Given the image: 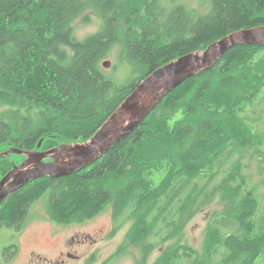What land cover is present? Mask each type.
Returning a JSON list of instances; mask_svg holds the SVG:
<instances>
[{
  "label": "trees",
  "instance_id": "1",
  "mask_svg": "<svg viewBox=\"0 0 264 264\" xmlns=\"http://www.w3.org/2000/svg\"><path fill=\"white\" fill-rule=\"evenodd\" d=\"M208 2L200 11L177 0H0V102L7 105L0 111V148L31 151L41 142L47 151L56 139L87 141L160 67L264 26V0ZM88 9L99 18L98 31L77 39L72 23ZM115 44L122 64L130 65L121 81L100 67ZM263 87L264 45L232 47L166 94L88 167L32 181L8 196L0 228L21 227L44 195L57 223H81L111 205L112 233L134 221L102 264H115L128 248L144 264L157 245L153 238L173 239L182 221L219 193L227 207L209 221L202 255L176 246L153 264H256L264 256V219H257L258 196L247 189L240 156L263 162L264 140H252L243 116ZM12 167L10 158L0 159V179Z\"/></svg>",
  "mask_w": 264,
  "mask_h": 264
},
{
  "label": "rangeland",
  "instance_id": "2",
  "mask_svg": "<svg viewBox=\"0 0 264 264\" xmlns=\"http://www.w3.org/2000/svg\"><path fill=\"white\" fill-rule=\"evenodd\" d=\"M177 2L190 8L199 9L200 11H204L209 5L208 0H177ZM99 25V18L91 9L80 14L72 23L74 35L77 39H83L97 32ZM119 56V44H115L108 56L103 58L100 64L102 70L117 81L124 79L129 74L130 69L129 64H122ZM105 62L110 64L109 68L102 67V64ZM115 66L116 68H114ZM114 70L115 72H113ZM4 109H7V105L0 102V111ZM112 113L104 120L94 134L111 117ZM243 116L245 117V122L248 126L247 130L252 140H264V87L257 100L246 106V112ZM177 118L179 119V116ZM94 134L84 142L56 139L55 141L58 144L55 147L85 143L92 139ZM7 150L5 147H1L0 153ZM31 152L39 153L43 151L39 146L31 150ZM7 157L11 159L13 166H19L24 161V156L22 155L10 154ZM237 157L232 156V159L236 160ZM240 159L245 166L242 169V174L246 176L247 189H252L258 196L259 208L261 209L257 219L262 221L264 219V157L261 159L263 162L260 164L256 158V160L249 158V154L247 153L243 156L241 155ZM247 163L251 164L247 165ZM220 179L221 177H216L213 184L215 185ZM48 207L47 195H44L28 209V215L21 228L15 229L13 232L0 231V243L6 242L16 247V251L11 247L5 257L6 259L11 257L12 261L3 262L0 257V264H60L61 261H66L64 264H102L105 260L116 255L117 249L122 245L125 234L134 221V219L125 221L116 232L112 233L114 227L112 206L108 205L91 220H85L81 223L70 222L59 227L50 222ZM226 207V204L221 201L219 193L216 194L209 203L204 205L190 219L182 221L180 230L173 239L160 243L158 237L153 238L152 241L156 242L157 245L148 255L144 264H153L165 250L176 246L191 248L197 254L202 255L208 223L214 215L224 213ZM234 228V226L233 228L221 227V231L227 234L229 233L228 231L231 232ZM72 239H74V246L69 247ZM67 250L79 258L68 259L64 254ZM61 252H63V257ZM140 259L141 257L136 248H128L123 256L116 257L115 264H141L139 262ZM256 264H264V256H261Z\"/></svg>",
  "mask_w": 264,
  "mask_h": 264
},
{
  "label": "water",
  "instance_id": "3",
  "mask_svg": "<svg viewBox=\"0 0 264 264\" xmlns=\"http://www.w3.org/2000/svg\"><path fill=\"white\" fill-rule=\"evenodd\" d=\"M262 45L264 26L229 34L203 51L181 56L160 67L133 90L88 142L60 145L39 153L12 147L0 153V158L10 154L25 157L19 166H13L0 179V205L8 196L32 181L44 177L63 178L88 167L103 153L128 137L167 93L212 67L232 47ZM102 67L109 68L110 64L105 62ZM47 159L50 161H44Z\"/></svg>",
  "mask_w": 264,
  "mask_h": 264
},
{
  "label": "flooded vegetation",
  "instance_id": "4",
  "mask_svg": "<svg viewBox=\"0 0 264 264\" xmlns=\"http://www.w3.org/2000/svg\"><path fill=\"white\" fill-rule=\"evenodd\" d=\"M23 158L25 159V157H23ZM47 160L50 161V159H47ZM3 203L4 202L1 203L0 208L3 207ZM28 212L29 211H27V214H28ZM48 215H49V213H48ZM95 217H93V218H95ZM49 218H50V222H52L54 225H57L59 227H61L62 225L67 224V223H57V222L53 221L51 219L50 215H49ZM93 218H91V219H93ZM91 219H88V220H91ZM19 228H21V227L16 228L15 226H10V225L8 226V225L3 224V225H1L0 231H7V232L8 231H11V232H13L15 229H19ZM73 241H74V239L71 240V245H69V247L74 246ZM11 247L13 249H15V251H16V247L14 245L9 244V243H6V242L5 243H0V257H1V260L3 262H10V261H12L11 257H9L7 259L5 258L7 256V252L11 249ZM64 254H65V257L66 256L68 257V259H71V258L78 259L79 258L78 256L71 254L69 250H67ZM61 255L63 257V252H61ZM65 262L66 261H61L60 264H64Z\"/></svg>",
  "mask_w": 264,
  "mask_h": 264
}]
</instances>
